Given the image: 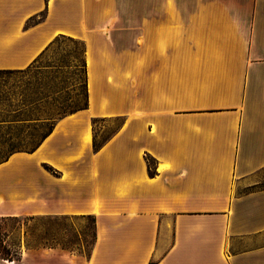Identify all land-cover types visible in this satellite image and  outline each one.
<instances>
[{
    "label": "crops",
    "instance_id": "0c3cea01",
    "mask_svg": "<svg viewBox=\"0 0 264 264\" xmlns=\"http://www.w3.org/2000/svg\"><path fill=\"white\" fill-rule=\"evenodd\" d=\"M58 36L84 42L88 104L0 163V217L95 233L40 264H264V0H0V69Z\"/></svg>",
    "mask_w": 264,
    "mask_h": 264
},
{
    "label": "rangeland",
    "instance_id": "374dc122",
    "mask_svg": "<svg viewBox=\"0 0 264 264\" xmlns=\"http://www.w3.org/2000/svg\"><path fill=\"white\" fill-rule=\"evenodd\" d=\"M56 40L42 60L46 68L38 70L33 66L25 72L0 78V136L13 119L8 110L23 103L28 104L23 117L28 121L24 125L37 126L38 135L45 129V117L67 115L84 105V42L68 36H59ZM121 122V118L98 120L95 124L96 144L105 142ZM14 125L17 124L12 121L11 126ZM5 146H0L2 154L8 152ZM256 180L258 183L249 188L264 187V170L258 173ZM94 233V218L90 216L0 217V264H40L41 251L48 248L89 256Z\"/></svg>",
    "mask_w": 264,
    "mask_h": 264
},
{
    "label": "trees",
    "instance_id": "16d2710c",
    "mask_svg": "<svg viewBox=\"0 0 264 264\" xmlns=\"http://www.w3.org/2000/svg\"><path fill=\"white\" fill-rule=\"evenodd\" d=\"M45 15V14H44ZM44 15L40 17V20L44 19ZM39 19L31 18L28 20L26 26L33 25L38 22ZM59 37V36H58ZM57 38V37H56ZM56 38L45 48V50L27 67L24 69H0V78H3L5 76L13 75L17 72H25L29 69H31L33 66H36L38 70H42L47 67V65H44L42 60L47 55V53L51 50L53 45L56 43ZM85 53V50H84ZM85 58V57H84ZM85 62V68H86V60ZM38 65H35L37 64ZM85 103L82 107L78 108L77 110L83 109L87 107V82L85 86ZM30 104H33L31 102ZM27 106L28 104L23 103L22 105L17 106L16 108L8 110L9 116L13 117V119H10V124L7 126L6 132H4L0 136V146L6 145L5 147L8 148L7 154H2L0 151V163L7 160L10 155H12L15 152L19 151H26L31 152L34 151L36 148L40 146V144L44 141V139L54 130L57 122L63 118L66 115L54 117V116H48L44 119V125L45 129L38 135L39 128L37 126H34L32 128L25 127V122L28 121V118H23L24 115L27 112ZM74 110L71 113L77 111ZM70 114V113H69ZM68 115V114H67ZM16 122L17 125L11 126V123ZM95 122V120H94ZM95 149H99L100 145L94 144ZM148 163L150 166V171L152 170V164L153 160L151 158H148Z\"/></svg>",
    "mask_w": 264,
    "mask_h": 264
}]
</instances>
